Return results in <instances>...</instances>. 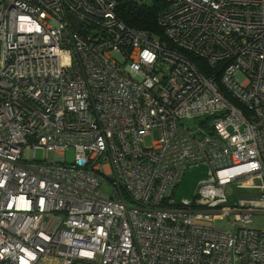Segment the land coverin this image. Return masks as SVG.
Instances as JSON below:
<instances>
[{"label": "built area", "instance_id": "obj_1", "mask_svg": "<svg viewBox=\"0 0 264 264\" xmlns=\"http://www.w3.org/2000/svg\"><path fill=\"white\" fill-rule=\"evenodd\" d=\"M157 1L0 0V264H264V0Z\"/></svg>", "mask_w": 264, "mask_h": 264}, {"label": "trees", "instance_id": "obj_2", "mask_svg": "<svg viewBox=\"0 0 264 264\" xmlns=\"http://www.w3.org/2000/svg\"><path fill=\"white\" fill-rule=\"evenodd\" d=\"M158 8L157 0L144 4L136 3L135 0H117L116 14L126 26L156 35L160 42L170 46L156 22ZM185 56L196 65L201 73H207V67L203 60L189 54H185Z\"/></svg>", "mask_w": 264, "mask_h": 264}, {"label": "rangeland", "instance_id": "obj_3", "mask_svg": "<svg viewBox=\"0 0 264 264\" xmlns=\"http://www.w3.org/2000/svg\"><path fill=\"white\" fill-rule=\"evenodd\" d=\"M193 121L195 123V124H193V127L198 128L199 127V124H198L199 120L198 119L183 120V123H185V124L191 123L192 124ZM149 142H150V140L147 141V143H149ZM64 154H65V160L67 162L73 161V159H74L73 147H68L65 150ZM42 157H43V150L41 148H37L36 159H42ZM204 177H205V174H204L203 169H195L194 171L187 173L183 177L182 182L175 189L174 198L176 200H180L183 197L191 198L195 186ZM243 192H244V190H237L236 193H234V194L232 192L230 194V196H231L230 200L235 201L234 203H236L238 201V198L249 199L252 197L251 192H249V191H247V193H243ZM218 223L220 225V226H218L219 228H222V229H230L231 228V226L227 223V218H224V219L218 221ZM253 223L256 227L260 228L262 226V224H264V215H256L254 220H253Z\"/></svg>", "mask_w": 264, "mask_h": 264}, {"label": "water", "instance_id": "obj_4", "mask_svg": "<svg viewBox=\"0 0 264 264\" xmlns=\"http://www.w3.org/2000/svg\"><path fill=\"white\" fill-rule=\"evenodd\" d=\"M70 20H71V22L74 23V25L77 27V23L75 22V21H77V20H75V19L73 18V16H70Z\"/></svg>", "mask_w": 264, "mask_h": 264}]
</instances>
